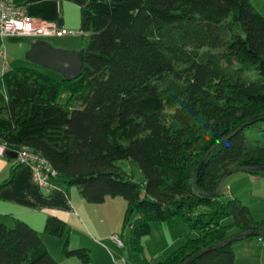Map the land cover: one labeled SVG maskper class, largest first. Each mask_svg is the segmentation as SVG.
Returning <instances> with one entry per match:
<instances>
[{
  "label": "trees",
  "instance_id": "1",
  "mask_svg": "<svg viewBox=\"0 0 264 264\" xmlns=\"http://www.w3.org/2000/svg\"><path fill=\"white\" fill-rule=\"evenodd\" d=\"M79 29L78 78L26 66L2 74L0 142L40 153L55 183L90 203L122 196V227L142 264H235L232 244L262 238L264 218L225 197L224 182L215 191L232 168L264 167V144L251 148L245 133L264 121V16L250 0H88ZM121 160L136 163L143 181ZM175 218L192 234L152 263L142 237ZM44 232L64 237L63 255L91 263L86 248H69L62 220L48 217ZM0 264L59 263L38 231L15 219L0 222Z\"/></svg>",
  "mask_w": 264,
  "mask_h": 264
},
{
  "label": "crops",
  "instance_id": "2",
  "mask_svg": "<svg viewBox=\"0 0 264 264\" xmlns=\"http://www.w3.org/2000/svg\"><path fill=\"white\" fill-rule=\"evenodd\" d=\"M19 1L24 4L27 14L32 16L35 20L56 22L60 26L69 29L78 27V30H80L81 8L88 2V0ZM250 2L253 7L264 16V0H250ZM4 38L0 37V40L3 41ZM38 40L44 39L32 38L26 53L31 45ZM3 52L4 50H1L0 55L5 58V56L2 55ZM5 158V156H0V183L8 177L13 163L10 160V162L7 161V158ZM250 176L253 180L257 178L256 175L250 174ZM234 180L236 183L239 181V177H235ZM55 184L56 188L47 192L32 179L31 170L28 166H18L12 181L8 185L0 188V222L8 226H13L15 219L26 222L38 231L42 241L49 250L50 246H48L47 241L54 243V245L58 244L59 247L61 244V240L55 243V241L50 239L49 236L51 235L44 232L46 219L48 217H56L66 223L68 227L70 249L79 247L86 248L91 257L90 264H113V257L121 255L122 252L120 250H123L125 246L124 245L123 248L117 247L110 239V236L113 234H119L123 239L122 233H119V227L122 225L124 212L121 214L118 222L117 215L119 210L122 211L120 207L121 205H125V201L115 196L107 197L104 202L100 204H94L86 201L77 187H70L66 191L58 183ZM228 194L230 197L238 198H241L243 195L241 191L233 187H230V192H228ZM114 219L116 221H114ZM175 228L179 229L180 227ZM181 228L184 229V232H182V234L181 232H174V235L167 240L168 242L161 253L165 251L167 253L168 249L174 245H176V247L180 246L186 237L192 234L188 227V229L184 227ZM152 232L153 229L151 225L150 232L147 235L149 236ZM71 241L75 244L71 245ZM241 244L242 245H237V247L232 246L236 264H264L263 238L252 237ZM143 256L146 257L144 248ZM146 259L148 258L146 257ZM150 259L153 263V259L157 258L153 256ZM76 264H80V261Z\"/></svg>",
  "mask_w": 264,
  "mask_h": 264
},
{
  "label": "rangeland",
  "instance_id": "3",
  "mask_svg": "<svg viewBox=\"0 0 264 264\" xmlns=\"http://www.w3.org/2000/svg\"><path fill=\"white\" fill-rule=\"evenodd\" d=\"M73 30H78V27L73 28ZM46 40L51 46L65 49V50H81L83 39L81 35H65L62 37H46L43 38ZM32 41V38H4L3 41L0 40V51L4 50L5 58H3L0 55V79L2 74L13 68V67H19V66H26L31 67L34 69L39 70L40 72L52 77V78H60L61 73L51 69L47 66L43 65H37L34 62L30 61L26 57V50L29 46V42ZM247 135V143L248 146L251 148L256 145H262L264 144V121L259 122L256 126L248 128L245 131ZM4 156V155H3ZM6 159V158H5ZM9 161L8 159H6ZM10 162V161H9ZM118 165L126 170L127 172H130L133 176V179L135 181H143V175L139 169V166L128 160H121L118 162ZM257 178L253 180L250 176V174L247 171H236L233 172L231 175H229L225 181H224V195L225 197L231 198L228 192H230V187H233L236 190L241 191L242 197L240 198L241 201L250 208L251 215L254 219L260 220L264 218V172H261L259 175H256ZM239 177V181L235 183L234 178ZM227 189V191L225 190ZM117 198L121 199L122 201H125L122 196H116ZM125 205H121V210H119L117 215V222L120 219L121 214L124 212ZM114 221H116L114 219ZM231 222V218H226L223 220V224H229ZM120 224V223H119ZM175 227H180L175 228ZM184 227L185 229H188L187 226L179 219L175 218L173 221L170 222H162V223H153L152 229L153 232L148 236H144L141 239V243L144 248V254L145 256L151 260L153 256H156L157 259H153V262L163 260L169 252L174 250L176 245L168 249V252L166 253L161 251L165 248L166 243L173 235L174 232H184V229L181 228ZM120 232L123 236V242H124V249L120 250L122 252L121 255L125 257L131 264H142V257L140 254H137L133 252L129 246V235H130V229L128 227L123 228L122 225L119 227ZM239 231L238 228H234L228 232V235L235 233ZM50 239L55 241V243L58 240L60 241V247L59 245L54 243L48 242L49 250L54 257V259L59 264H76L79 263V260L75 256H65L61 252L62 244L64 242V237H58V236H49ZM251 238V237H250ZM250 238H244L242 240L236 241L232 246L242 245L241 243H244L246 240ZM73 239V237H72ZM47 240V239H46ZM70 244H75L73 241L70 242ZM116 253V252H115ZM160 254V255H157ZM78 261V262H77ZM236 264V263H235Z\"/></svg>",
  "mask_w": 264,
  "mask_h": 264
},
{
  "label": "built area",
  "instance_id": "4",
  "mask_svg": "<svg viewBox=\"0 0 264 264\" xmlns=\"http://www.w3.org/2000/svg\"><path fill=\"white\" fill-rule=\"evenodd\" d=\"M83 34L81 30L64 28L51 21H38L27 14L25 6L19 0H0V37H27L40 39L45 37H62L65 35ZM3 56L4 52L2 53ZM5 144L0 142V156L5 155ZM16 157L13 162L28 166L32 179L45 191L50 192L56 188L54 178L56 171L49 162L38 152L28 146L15 150ZM227 191V189H225ZM112 242L123 248L124 242L119 234L110 236ZM113 264H131L125 257H113Z\"/></svg>",
  "mask_w": 264,
  "mask_h": 264
},
{
  "label": "water",
  "instance_id": "5",
  "mask_svg": "<svg viewBox=\"0 0 264 264\" xmlns=\"http://www.w3.org/2000/svg\"><path fill=\"white\" fill-rule=\"evenodd\" d=\"M26 57L37 65L47 66L62 74L66 80H73L80 76L82 69L83 51L82 50H65L50 46L45 40L34 42L26 53ZM5 155L11 159L16 157V152L6 151ZM204 159L198 167L197 172L203 165ZM264 171V167H235L223 175L215 193H218L225 179L236 171ZM194 186L196 187L195 181ZM214 194V193H213ZM249 231L244 232L248 235ZM264 238V234H261ZM238 239L237 236L228 238L225 242L232 243ZM185 261L183 264H186Z\"/></svg>",
  "mask_w": 264,
  "mask_h": 264
}]
</instances>
